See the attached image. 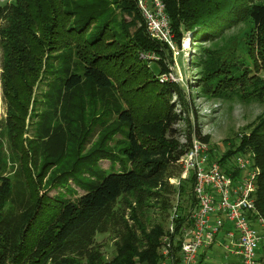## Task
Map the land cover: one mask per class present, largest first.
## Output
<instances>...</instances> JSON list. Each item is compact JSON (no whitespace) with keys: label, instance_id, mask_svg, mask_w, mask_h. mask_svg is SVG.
<instances>
[{"label":"trees","instance_id":"16d2710c","mask_svg":"<svg viewBox=\"0 0 264 264\" xmlns=\"http://www.w3.org/2000/svg\"><path fill=\"white\" fill-rule=\"evenodd\" d=\"M163 2L176 43L180 42L183 31L195 26L201 28L195 39L202 43L219 36L224 28L238 19L252 24L255 38L249 44V50L258 54L262 60L261 68L264 70V1ZM112 8H117L133 19L141 20L135 0H14L8 6H0V40L5 49L1 81L8 112L7 135L10 148L12 147L20 157L28 189L25 203H20L21 211L15 214L7 205L11 195L10 179L2 176L3 163L0 158V264H160L158 249L163 233L162 226L156 225L147 231L143 222L138 219V206L141 211L149 206L143 205L142 200H137V208L131 211L130 217L134 228L119 218H114L108 227L106 218L111 213L107 212L120 198L144 186L157 188L165 168L178 165L181 157L190 150L191 137L188 136L184 144L172 141L166 148L163 161L148 164L138 170L145 145L140 143L137 137V127L130 110H121L118 113V121L129 128L128 144L121 153L133 168L108 175L103 172L99 174V161L105 159L111 162L114 159L104 146L86 156L76 158L69 171L52 180L63 187L71 181L84 192L74 200L65 199L61 194L55 198H50L47 193L39 194L38 186L42 180L48 179L49 157L44 156L40 170L35 176L32 171L34 172L37 165L34 163L28 167L31 158H28L23 144L25 116L32 88L45 70L42 57L46 52L58 54L48 55L46 59L54 57V60L60 61L62 70H59L60 74L57 75V83L67 98L76 97V92L86 84L94 90L103 91L111 90L114 82H117L119 93L124 94L123 91L128 87L144 83L149 75L142 69L134 75L131 74L137 69L136 53L153 55L155 60L152 63L155 68L163 71L164 63L160 60L162 53L167 50L166 46L152 40L147 35L144 24L133 34L127 33V28L134 20L127 24L116 23L111 16ZM3 21L6 27L1 25ZM121 80L123 82L120 83ZM236 83L239 85L233 90L236 96L243 101L255 100L264 105V78H233L227 86ZM168 88L173 89L172 92L177 97L181 96L177 87ZM147 99L141 98L140 101L146 110L154 112L161 108L159 102L153 106ZM69 104L74 111L71 114L72 119L70 114L63 116L58 128H63L64 123H67V128L70 125L72 128L76 122L81 123L76 128H82L84 119L78 121L77 117L84 116V108L82 109L81 104ZM38 117H41V121L45 120L42 128L54 127L53 121L46 120L44 114ZM163 118L169 135H175L176 131L172 126L179 121L178 117L172 114L169 108L164 112ZM42 131L43 134L40 132L36 135L39 137L37 142L40 149L44 148L42 152H45L47 146L43 143L46 141L48 129ZM194 137L203 143L209 142V136H202L198 128L195 129ZM239 152H250L260 170L256 183L255 205L264 217V114L254 130L242 136L240 147L233 154L220 159L219 163L226 166L228 158ZM212 157L216 158L214 152ZM47 169L49 170L46 171ZM179 173L180 167L176 176ZM51 184L52 182L49 186ZM188 184L190 189L187 191ZM192 184L193 180L190 179L181 185L180 197L184 202L191 200L194 205ZM68 192L74 194L70 189ZM147 194V198H153L150 192ZM180 222L181 218L176 221V227H179ZM106 232L115 239V254L110 259L105 257L100 250L101 245L96 244L94 240L97 234ZM259 256V264H264V243Z\"/></svg>","mask_w":264,"mask_h":264},{"label":"rangeland","instance_id":"374dc122","mask_svg":"<svg viewBox=\"0 0 264 264\" xmlns=\"http://www.w3.org/2000/svg\"><path fill=\"white\" fill-rule=\"evenodd\" d=\"M252 1L262 3L264 0ZM12 2L14 0H0V6L5 7ZM111 16L118 24H127L133 19L128 14L121 13L117 8H112ZM133 20L130 27L127 28L129 34L140 30L143 25L142 18ZM1 25L6 27L5 21ZM200 29V26H195L182 32L180 42L176 43L182 52L175 60L167 50L162 53L160 61L165 66V69L163 66L162 72L152 63L155 60L153 55L136 53L135 65L137 69L131 74L134 75L142 69L149 76L144 83L128 87L126 91H123L124 94L119 93V85L114 82V87L111 90L103 91L94 90L89 84H86L76 92V97L67 98L57 83V75L60 74L59 70H62V67L59 66L60 61L54 60V57L46 59L48 55L58 56V54L46 52L43 55L42 64L45 66V70L32 88L22 137L28 158H31V162L28 161V167L31 164L33 166L34 163L37 165L36 168L33 167L34 172L32 171L35 176L40 170L44 156L49 157L50 170H46H49L48 179L47 181L42 180L38 186L39 194L47 193L50 198L61 194L68 200H74L83 195L84 192L71 181L66 187H63L52 180L63 172L69 171L76 158L86 156L100 146H104L114 159L111 162L105 159L99 161L97 165L99 174L103 172L108 175L133 168L121 153L128 144L129 130L125 124L118 121V113L121 110H130L137 127V137L140 143L145 145L140 158L141 166L138 170H142V167L148 164L163 161L166 148L171 145L172 141L184 144L189 136L193 142L196 128L199 129L202 136H209L208 143L217 160L233 154L240 147L242 136L250 134L259 124V119L264 114V105L255 100L243 101L236 96L233 90L239 86L238 83L227 85L233 78L244 76L264 78L261 58L256 52L249 50L251 49L249 44L255 38L254 28L252 24H246L243 19H238L229 27L224 28L219 36L202 43L195 39L196 35L200 34ZM119 31L121 30L119 29ZM1 45L2 41L0 40V158L3 163L2 176L10 179L11 195L7 205L17 214L22 209L20 203L26 201L28 189L22 173L20 157L12 147L10 148L9 135H7L8 112L1 81L5 49ZM168 86L177 87L181 91V96L177 97L172 92L173 89H169ZM141 98H148L147 100L153 106L159 102L161 108L154 112L146 110L140 104ZM70 102L76 105L81 104L82 109L84 108V116L77 117L78 121L84 119L85 124L82 125V128H76L77 125H81L79 122H76L72 128L71 125L67 128V123H64L63 128H58L63 116L70 114V119H72L71 114L74 111ZM169 108L172 110V114L179 119L172 126L176 131L173 136L169 135L163 118L164 112ZM41 114H44L46 120L53 121V128H42L45 120L41 121V117H38ZM47 129L46 141L43 143L46 144L47 150L42 152L44 148L40 149L37 142L39 137L36 134L40 132L43 134L42 130L47 131ZM35 142L39 146L38 151ZM247 154L252 155L250 152ZM232 158L233 156L228 158V164L232 162ZM55 160H57L56 163ZM178 171V165H169L157 183V188L144 186L140 190L120 198L107 212V214L111 213L106 218L107 226L112 224L114 218H119L121 221H125L129 227L134 228V223L130 219L131 211L137 208V200H142V204L149 208L141 211L138 206L139 221L143 222L147 231L155 228L156 225L162 226L163 233L158 249L160 256L162 242L168 234L169 220L176 201V191L169 183V179L176 176ZM51 182L52 184L49 186ZM69 189L74 194L68 192ZM189 189L190 184L187 186V191ZM148 192L152 194L153 198H147ZM176 235L175 241L179 245L180 229L177 230ZM94 240L96 244L101 245L100 250L107 259L115 254V239L110 236V233L97 234ZM178 248L175 247L174 255H177Z\"/></svg>","mask_w":264,"mask_h":264},{"label":"built area","instance_id":"2783aa9c","mask_svg":"<svg viewBox=\"0 0 264 264\" xmlns=\"http://www.w3.org/2000/svg\"><path fill=\"white\" fill-rule=\"evenodd\" d=\"M135 1L147 35L165 45L174 60L178 58L182 49L176 45L163 0ZM212 152L209 143L195 138L178 161L180 173L169 179L176 201L160 264H259L264 243V217L255 205L260 170L248 154L236 153L231 163L222 166ZM190 179L194 205L180 197L181 185ZM180 218L178 245L176 221ZM175 247H179L177 255Z\"/></svg>","mask_w":264,"mask_h":264}]
</instances>
